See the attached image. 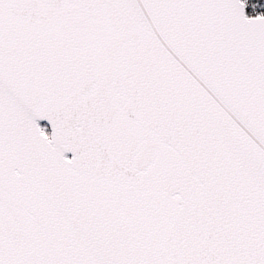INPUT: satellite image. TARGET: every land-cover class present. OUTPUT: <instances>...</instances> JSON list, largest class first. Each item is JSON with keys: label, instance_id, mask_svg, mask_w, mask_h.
I'll return each mask as SVG.
<instances>
[{"label": "snow or ice", "instance_id": "6c2138e0", "mask_svg": "<svg viewBox=\"0 0 264 264\" xmlns=\"http://www.w3.org/2000/svg\"><path fill=\"white\" fill-rule=\"evenodd\" d=\"M0 264H264V0H0Z\"/></svg>", "mask_w": 264, "mask_h": 264}]
</instances>
